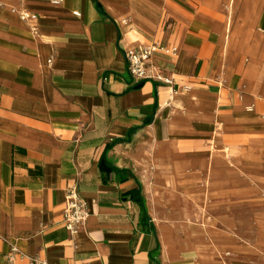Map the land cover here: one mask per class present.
<instances>
[{"label": "crops", "instance_id": "0c3cea01", "mask_svg": "<svg viewBox=\"0 0 264 264\" xmlns=\"http://www.w3.org/2000/svg\"><path fill=\"white\" fill-rule=\"evenodd\" d=\"M53 1L0 0V264H264V0ZM151 42L171 86L127 73Z\"/></svg>", "mask_w": 264, "mask_h": 264}, {"label": "built area", "instance_id": "2783aa9c", "mask_svg": "<svg viewBox=\"0 0 264 264\" xmlns=\"http://www.w3.org/2000/svg\"><path fill=\"white\" fill-rule=\"evenodd\" d=\"M61 0H54L59 3ZM75 14H77L75 12ZM30 17L26 11L20 12V18L25 20ZM177 53L175 45H165L159 42H151L139 47H132L123 51L126 62V70L132 80L138 82L143 80L156 81L161 84L171 86L173 78L166 75L165 70L154 63L158 57L171 58ZM106 78L104 77L103 80ZM88 217L87 203L78 194L76 187L71 186L66 190L65 203L63 208V224L65 229L71 234L77 233L84 225ZM12 254L18 253L21 258H28L33 264H48L37 257L28 256L21 252L14 244H11ZM9 264L12 257H7Z\"/></svg>", "mask_w": 264, "mask_h": 264}, {"label": "trees", "instance_id": "16d2710c", "mask_svg": "<svg viewBox=\"0 0 264 264\" xmlns=\"http://www.w3.org/2000/svg\"><path fill=\"white\" fill-rule=\"evenodd\" d=\"M95 4V6L97 7V9L101 10V6L99 4V2L97 0H92ZM140 84H136L133 85L131 87H128L125 91H128L131 88H137L139 87ZM155 108V107H154ZM151 121V117L144 120L141 125L135 126L133 127L130 132L128 133V135L126 137H124L123 141L125 142H129L132 138V133L135 132L136 130L140 129L141 127L145 126L146 124L150 123ZM118 140L120 139H114L111 142L107 143L104 149V152L102 153L100 159H99V163H98V168L99 171L102 175L104 174H120L122 172L127 173L126 175V179L127 178H133L135 180L136 183V187L131 189L130 191L126 192L125 194L122 195L123 198H127V199H131L133 201H135L138 205H139V209H140V213H139V228L145 232H151L154 233V226L153 224L149 221L150 217L147 213V209H146V205H145V199L142 195L141 192V184L140 182L137 180V178L128 170L126 169H120L117 168L111 164L108 163L107 158H106V152L107 150H109ZM125 179V178H124ZM158 252H159V246L156 247L155 253H150V258L151 260L155 261L157 264L159 263V260L157 258L158 256ZM155 256V257H154Z\"/></svg>", "mask_w": 264, "mask_h": 264}]
</instances>
